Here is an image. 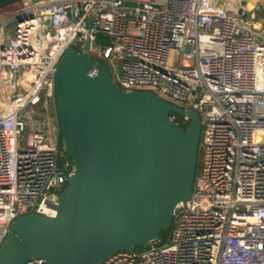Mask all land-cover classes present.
I'll use <instances>...</instances> for the list:
<instances>
[{
	"label": "built area",
	"instance_id": "built-area-1",
	"mask_svg": "<svg viewBox=\"0 0 264 264\" xmlns=\"http://www.w3.org/2000/svg\"><path fill=\"white\" fill-rule=\"evenodd\" d=\"M100 33L107 44L95 43ZM86 41L119 88L150 90L194 109L201 123L191 194L166 236L99 264H264V24L227 0L0 7V246L16 217L57 215L73 166L49 135V116L34 108L43 89L53 94L60 56Z\"/></svg>",
	"mask_w": 264,
	"mask_h": 264
},
{
	"label": "water",
	"instance_id": "water-1",
	"mask_svg": "<svg viewBox=\"0 0 264 264\" xmlns=\"http://www.w3.org/2000/svg\"><path fill=\"white\" fill-rule=\"evenodd\" d=\"M16 1L0 0V7ZM89 46L66 49L54 70L58 133L73 166L57 215L16 217L0 246V264H99L159 237L176 205L190 197L197 111L150 90H122ZM171 114L186 116L187 127Z\"/></svg>",
	"mask_w": 264,
	"mask_h": 264
},
{
	"label": "trees",
	"instance_id": "trees-1",
	"mask_svg": "<svg viewBox=\"0 0 264 264\" xmlns=\"http://www.w3.org/2000/svg\"><path fill=\"white\" fill-rule=\"evenodd\" d=\"M95 43L96 44L105 45V44L108 43V38H107L106 35H104L102 33L97 34L96 38H95ZM43 95L44 94L41 95L38 107L47 116H49L51 112H53V111L55 112L54 97H53V94H51L52 96H48L47 98H45ZM55 115H56V113H55ZM171 115H175V114H171ZM175 122L177 124H179L182 128H186L187 127V123L186 122H182L181 121V117L178 116V115H176ZM57 143H58L59 148L62 149V151H64L62 140H61V136H60L59 133H58V137H57ZM64 153H65V151H64ZM167 232H168V230H163L162 233H161V236H166ZM143 248L144 247L138 246V247H135V250H141Z\"/></svg>",
	"mask_w": 264,
	"mask_h": 264
},
{
	"label": "rangeland",
	"instance_id": "rangeland-1",
	"mask_svg": "<svg viewBox=\"0 0 264 264\" xmlns=\"http://www.w3.org/2000/svg\"><path fill=\"white\" fill-rule=\"evenodd\" d=\"M242 1H243L244 6L247 8L248 16H251V10H250L251 7H250L249 0H242ZM258 1H260V0H254L253 2L255 3V2H258ZM263 11H264V9H263V7L261 5H257L256 6V8H255V20L256 21H261L260 19L263 16ZM117 63H118V66H119L120 62L118 61ZM42 94H44L43 96L45 98H47L48 96H52L51 95L52 94L51 88L48 87V88L43 89L42 92H41V95ZM34 112H35V114H38V113H40L42 111L37 106L36 108H34ZM49 118H50L49 131L52 133V134L49 133V135L50 136L54 135L53 137L57 138L58 137V124H57V119H56V115H55L54 111L50 113Z\"/></svg>",
	"mask_w": 264,
	"mask_h": 264
},
{
	"label": "crops",
	"instance_id": "crops-1",
	"mask_svg": "<svg viewBox=\"0 0 264 264\" xmlns=\"http://www.w3.org/2000/svg\"><path fill=\"white\" fill-rule=\"evenodd\" d=\"M219 2H221L222 0H217ZM226 1V0H225ZM228 1V7L231 9V10H235V8L237 7V5L240 3L244 6L243 4V1L242 0H227ZM254 0H249L250 2V10H251V15L254 17V20H255V8L257 5H261L264 9V0H260L258 2H253ZM250 13V12H249ZM261 21H258V22H261L262 24H264V11H263V16L262 18L260 19Z\"/></svg>",
	"mask_w": 264,
	"mask_h": 264
},
{
	"label": "bare ground",
	"instance_id": "bare-ground-1",
	"mask_svg": "<svg viewBox=\"0 0 264 264\" xmlns=\"http://www.w3.org/2000/svg\"><path fill=\"white\" fill-rule=\"evenodd\" d=\"M54 97V96H53ZM54 103V102H53ZM55 105V104H54ZM56 113V112H55Z\"/></svg>",
	"mask_w": 264,
	"mask_h": 264
}]
</instances>
